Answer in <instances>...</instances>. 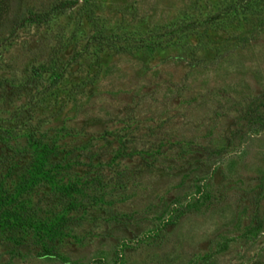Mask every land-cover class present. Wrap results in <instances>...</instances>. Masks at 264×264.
<instances>
[{"label": "rangeland", "instance_id": "obj_1", "mask_svg": "<svg viewBox=\"0 0 264 264\" xmlns=\"http://www.w3.org/2000/svg\"><path fill=\"white\" fill-rule=\"evenodd\" d=\"M5 1L0 264H264V0Z\"/></svg>", "mask_w": 264, "mask_h": 264}, {"label": "trees", "instance_id": "obj_2", "mask_svg": "<svg viewBox=\"0 0 264 264\" xmlns=\"http://www.w3.org/2000/svg\"><path fill=\"white\" fill-rule=\"evenodd\" d=\"M4 3H5V5H3V7H4L5 10H6V9H8V1L6 0ZM15 21H16V19L14 20V22H15ZM14 22H13V23H14ZM14 24H15V23H14ZM252 264H261V263H252Z\"/></svg>", "mask_w": 264, "mask_h": 264}]
</instances>
